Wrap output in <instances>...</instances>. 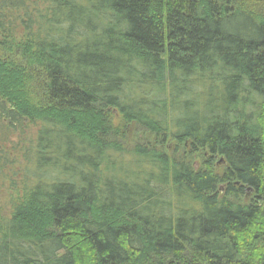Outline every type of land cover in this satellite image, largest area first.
<instances>
[{
	"label": "trees",
	"instance_id": "obj_1",
	"mask_svg": "<svg viewBox=\"0 0 264 264\" xmlns=\"http://www.w3.org/2000/svg\"><path fill=\"white\" fill-rule=\"evenodd\" d=\"M0 40V264H264V0H0Z\"/></svg>",
	"mask_w": 264,
	"mask_h": 264
},
{
	"label": "rangeland",
	"instance_id": "obj_2",
	"mask_svg": "<svg viewBox=\"0 0 264 264\" xmlns=\"http://www.w3.org/2000/svg\"><path fill=\"white\" fill-rule=\"evenodd\" d=\"M19 36H20V34H17L14 37L16 39L15 41L17 43H19V41H18L20 39ZM7 38H8V36H7ZM14 55H15L14 52L12 55L11 54L10 55L5 54L4 50L0 47V58L8 56L11 59V58H14ZM15 59H16V61H19V60H17V57ZM23 66L25 68L26 65H23ZM34 92H33V89L30 90V92H29V94L32 98L35 94ZM119 123H120V118L118 116H115L114 122H113L114 126H117ZM23 126H24V130H25V133H24L25 136L24 137H26L27 139L31 138L35 133V130H36L35 126L28 124V123H25ZM134 136L135 135L133 134V129H132V127H130L129 133H128V143L130 145L134 144L137 140V138ZM138 137H139V135H138ZM15 140H16V138L14 139V141ZM173 148H174V143H169V145H168L169 150L168 151L172 152ZM200 163H201L200 158H195V168H199ZM216 170L218 172H221L223 170V166L218 164L216 166ZM17 181H19V180H17ZM21 196H23V187L20 186L19 184H17L15 189H12L7 184L4 187H0V224L2 223V220L9 217V215L13 211L14 207L16 206V204H17V202ZM251 197H252V193L248 191L246 196H245V199H244L245 203Z\"/></svg>",
	"mask_w": 264,
	"mask_h": 264
}]
</instances>
